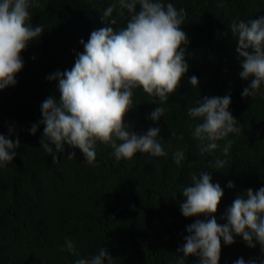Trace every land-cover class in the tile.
<instances>
[{
  "label": "trees",
  "instance_id": "obj_1",
  "mask_svg": "<svg viewBox=\"0 0 264 264\" xmlns=\"http://www.w3.org/2000/svg\"><path fill=\"white\" fill-rule=\"evenodd\" d=\"M171 2L187 12L181 27L188 39L189 68L169 96L161 119L155 123L148 119L157 105L139 89L134 93L139 105L123 117V123L138 134L159 127L158 138L168 155L137 152L131 159L117 161L112 149L98 142V163L91 166L69 146L53 163L51 155L39 148L43 126L35 135L30 127L41 119L42 101L49 95L59 98L57 82L46 76L73 67L77 53L83 51L80 41L86 42L92 30L108 26L102 16L112 0H42L41 7L31 9V23H40L45 30L20 53L24 66L15 86L0 91V133L7 135L8 127L14 126L9 138L20 142L12 162L0 169V264H72L78 257L60 250L65 237L76 243L80 257L103 247L114 264H176L186 226L206 219L185 218L179 209L184 199L180 189L190 182L191 172H210L212 182L223 189L213 214L219 224L226 222L223 214L236 195L264 185V94L241 97L248 81L239 76L242 58L235 51L237 37L230 28L234 20L264 16V0H223L222 7L219 0ZM123 11L124 15L120 10L113 13L114 31L125 25L128 14ZM192 75L198 78L197 87L188 82ZM224 95H230L229 111L242 130L239 135L229 134L227 164L218 171L209 168V162L224 157L219 149L199 152L191 135L195 121L187 108L199 98ZM170 130L177 136L171 137ZM177 148L186 157L179 166L172 159ZM71 151L75 156L68 160ZM229 181L234 185L231 189ZM260 256L259 246L249 248L237 236L231 245L221 241L218 264ZM186 264H197V257H187Z\"/></svg>",
  "mask_w": 264,
  "mask_h": 264
},
{
  "label": "clouds",
  "instance_id": "obj_2",
  "mask_svg": "<svg viewBox=\"0 0 264 264\" xmlns=\"http://www.w3.org/2000/svg\"><path fill=\"white\" fill-rule=\"evenodd\" d=\"M42 6V0H0V91L17 83L15 77L23 66L20 53L30 43L37 41L45 26L31 23V9ZM223 6V0H219ZM120 15L127 11L125 25L113 30L117 23L114 11ZM187 12L177 8L171 0H112L103 11L108 26L91 31L88 40L80 43L83 51L77 53L73 67L61 73L59 70L46 76L57 82L59 98L49 95L40 105L41 119L30 127L35 135L42 125L39 148L51 155L57 163L58 154L65 146L78 149L87 165L97 164V143L112 149L117 161L131 159L137 152L153 157L167 156L164 144L158 138L159 127L136 133L123 123L125 114L139 105L134 100L139 89L152 97L157 106L148 119L154 123L167 111L166 103L180 86L181 77L189 64L185 59L188 39L181 25ZM231 33L237 37L236 53L242 58L239 76L248 81L241 97L264 94V16L256 19L234 20ZM197 87L198 78H188ZM230 95L205 96L187 108L190 120L195 121L191 135L198 141L199 152L217 156L209 162V168L219 171L227 164L232 141L229 134L241 133L238 120L229 111ZM171 137L177 136L170 130ZM14 126L8 127L7 135L0 133V169L5 168L17 155L19 139H10ZM182 138V134L181 137ZM223 140V145L218 142ZM75 151L68 153L72 160ZM176 165L185 161V152L177 148L172 153ZM190 182L182 186L184 197L179 209L185 218L204 216L186 226L187 235L177 248L176 264H186L189 256L197 257V264H218L221 241L234 243L241 237L249 248L259 246L261 256L245 260L240 257L233 264H264V185L253 191L246 189L238 194L225 209L223 224L213 215L223 195L219 183L212 182L210 172L198 170L189 174ZM228 188H233L231 181ZM175 192L173 193V196ZM60 250L74 254L72 264H114L107 251L100 247L89 257H80L76 243L64 238Z\"/></svg>",
  "mask_w": 264,
  "mask_h": 264
}]
</instances>
